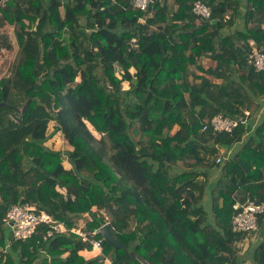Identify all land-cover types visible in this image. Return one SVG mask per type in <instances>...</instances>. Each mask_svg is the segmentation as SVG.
Returning <instances> with one entry per match:
<instances>
[{"label": "trees", "instance_id": "1", "mask_svg": "<svg viewBox=\"0 0 264 264\" xmlns=\"http://www.w3.org/2000/svg\"><path fill=\"white\" fill-rule=\"evenodd\" d=\"M194 1L0 5L17 45L0 79V264H264V212L251 234L232 229L236 201L264 202V66L247 61L250 40L264 53V0H202L209 20ZM218 114L238 121L233 132L202 129ZM51 121L72 149L45 145ZM25 203L66 231L46 236L39 223L13 241L6 212ZM94 206L127 249L97 235L101 255L79 253L92 245L71 231L75 219L105 222Z\"/></svg>", "mask_w": 264, "mask_h": 264}, {"label": "built area", "instance_id": "2", "mask_svg": "<svg viewBox=\"0 0 264 264\" xmlns=\"http://www.w3.org/2000/svg\"><path fill=\"white\" fill-rule=\"evenodd\" d=\"M152 2L153 0H132L133 6L140 11H146ZM192 10L202 19L209 20L211 18V8L202 0H195ZM249 45L251 46V51L247 56L248 63H251L256 70L263 69L264 53L255 46L253 40L249 41ZM245 114L248 113L245 112ZM244 121L245 118L242 122ZM237 124V120L218 114L206 122L202 129L206 130L208 127H211L216 133H231ZM222 158L223 156H219L217 161L219 162ZM233 210V231L237 233L251 234L257 228L258 215L264 212V202H257L255 199L247 198L242 202L236 201L233 204ZM5 221L10 228L13 241H25L30 238L34 234L35 227L39 223L49 224L50 228L47 230L46 236L66 231V228L62 223L55 222V220L44 212L39 214L36 213L34 207L28 203L11 205L6 212ZM97 235H101V226L93 229L91 232H81L78 234L83 241L90 243L93 249L102 252L103 237L98 238ZM105 260L107 259L105 258L104 261Z\"/></svg>", "mask_w": 264, "mask_h": 264}, {"label": "rangeland", "instance_id": "3", "mask_svg": "<svg viewBox=\"0 0 264 264\" xmlns=\"http://www.w3.org/2000/svg\"><path fill=\"white\" fill-rule=\"evenodd\" d=\"M4 3H5V0H0L1 6H3ZM0 42H8L9 44L12 45V49H10V50L2 49L0 52V79H1L3 77L9 76L10 67H11L12 61L14 59L15 53L17 51V45H16L15 38L13 35V26H11V24L5 23V25L3 27H0ZM131 70H134V69L131 68ZM114 72L118 77L121 76L122 70H121V67L119 66V64H117V63L114 65ZM128 85L129 84L127 81L122 82V87L124 89H127L129 87ZM54 125L55 124L52 121L49 122V124H48L47 132H48V134H50V137L46 141L45 145L48 148H50L51 150H56V151H65V150L72 149V147L67 144V142L65 141V139L63 138L61 133H59V132H56L54 134L52 133V131L54 129ZM87 125H88V128L92 131V133L97 138H99L100 134L97 133L90 124L87 123ZM176 129H177V126H174V128L170 132H168V134H173L176 131ZM219 156H220V154L217 157H219ZM63 166L65 168H70V164L66 160L63 161ZM91 211L92 212L93 211L98 212V214L104 218L105 222L101 225V227L104 224H108L109 226L113 227L111 225L112 217L104 209H98L96 206H94ZM91 220H92L91 214L82 213L81 215H79V217H77L75 219V223H74L71 231L77 235L80 234L81 232L82 233H86L88 231L91 232L92 230H88L86 227L87 222H89ZM131 226H133V224H131L130 227ZM245 244H247V245H244L243 247H241V252H244L247 250L249 243L245 242ZM240 246H241V244H240ZM0 249H2V248L0 247ZM3 251H6V249H4ZM82 251L85 252L84 253L85 255L83 253H81L82 256H85V257L90 254L89 252H92V255L90 258H92V256L93 257L100 256V254H101V251H98V250L93 249V248H92V250H82ZM100 264H110V260L109 259H107L105 261L103 260L102 263H100Z\"/></svg>", "mask_w": 264, "mask_h": 264}, {"label": "water", "instance_id": "4", "mask_svg": "<svg viewBox=\"0 0 264 264\" xmlns=\"http://www.w3.org/2000/svg\"><path fill=\"white\" fill-rule=\"evenodd\" d=\"M39 61H40V54H38L37 58H36V62H35V66L38 67V64H39ZM28 101L23 105L22 109H21V112H24L27 108V105H28ZM3 104V103H2ZM0 104V105H2ZM101 235L104 239V241L110 245L112 248L114 249H118V248H121V249H127L126 245L124 243H122L120 240H118L112 233L111 229H110V226L108 224H104L102 227H101Z\"/></svg>", "mask_w": 264, "mask_h": 264}, {"label": "crops", "instance_id": "5", "mask_svg": "<svg viewBox=\"0 0 264 264\" xmlns=\"http://www.w3.org/2000/svg\"><path fill=\"white\" fill-rule=\"evenodd\" d=\"M240 1H241L242 3L245 2V0H240ZM243 7H244V6H242L241 9H243ZM242 26H243V25H242V22H241L240 20L237 19V21L235 22L234 27H236L237 29H239V28H241ZM227 31H228L229 33H231V32H232V29H229V30H227ZM131 71H134V70H131ZM262 101L264 102V99H263ZM69 150H70V149H69ZM256 237H258V236H257V235H252L251 238L254 240V238L256 239ZM81 253L84 254L85 252H84V251H81L80 254H81ZM89 253H90V254L88 255L89 257H88V256H86V257L83 256V257H84L85 259L90 258L91 255H92V252H89ZM81 255H82V254H81ZM84 255H85V254H84ZM92 257H93V256H92Z\"/></svg>", "mask_w": 264, "mask_h": 264}]
</instances>
